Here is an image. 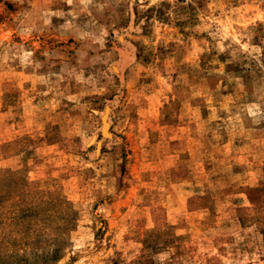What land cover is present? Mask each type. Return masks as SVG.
Returning a JSON list of instances; mask_svg holds the SVG:
<instances>
[{"label": "rangeland", "instance_id": "1", "mask_svg": "<svg viewBox=\"0 0 264 264\" xmlns=\"http://www.w3.org/2000/svg\"><path fill=\"white\" fill-rule=\"evenodd\" d=\"M0 264H264V0H0Z\"/></svg>", "mask_w": 264, "mask_h": 264}]
</instances>
